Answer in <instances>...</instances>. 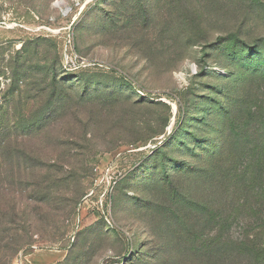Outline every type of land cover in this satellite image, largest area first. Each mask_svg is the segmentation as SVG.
Wrapping results in <instances>:
<instances>
[{
	"label": "rangeland",
	"instance_id": "rangeland-1",
	"mask_svg": "<svg viewBox=\"0 0 264 264\" xmlns=\"http://www.w3.org/2000/svg\"><path fill=\"white\" fill-rule=\"evenodd\" d=\"M0 140V264H264V0H0Z\"/></svg>",
	"mask_w": 264,
	"mask_h": 264
},
{
	"label": "trees",
	"instance_id": "trees-1",
	"mask_svg": "<svg viewBox=\"0 0 264 264\" xmlns=\"http://www.w3.org/2000/svg\"><path fill=\"white\" fill-rule=\"evenodd\" d=\"M2 145L0 140V146ZM1 149V148H0ZM39 162L41 170H47V165L45 161ZM51 178L47 173L40 174L38 177H32V181L27 184L28 201L26 208L32 213L39 215L42 218L48 217L49 212L54 209L55 200L52 194L53 184L51 183ZM71 202V201H70ZM28 212V211H27Z\"/></svg>",
	"mask_w": 264,
	"mask_h": 264
}]
</instances>
